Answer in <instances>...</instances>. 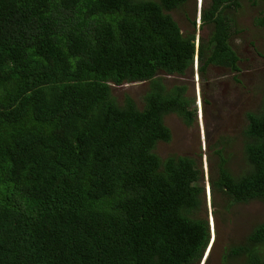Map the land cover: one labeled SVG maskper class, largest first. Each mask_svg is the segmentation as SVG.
Instances as JSON below:
<instances>
[{"label":"trees","instance_id":"obj_1","mask_svg":"<svg viewBox=\"0 0 264 264\" xmlns=\"http://www.w3.org/2000/svg\"><path fill=\"white\" fill-rule=\"evenodd\" d=\"M189 1L0 0V264L201 261L211 237L198 216L203 167L158 151L173 139L167 115L192 124L197 109L188 86L165 76L193 67L196 38L203 77L217 66L242 75L239 22L226 16L242 1L206 0L199 32L185 35L175 12ZM251 19L264 27V10ZM256 74L264 95V68ZM135 82L147 85L141 104L115 95L112 84ZM241 123L210 145L211 187L226 208L264 202V97ZM223 255L264 264V222Z\"/></svg>","mask_w":264,"mask_h":264},{"label":"rangeland","instance_id":"obj_2","mask_svg":"<svg viewBox=\"0 0 264 264\" xmlns=\"http://www.w3.org/2000/svg\"><path fill=\"white\" fill-rule=\"evenodd\" d=\"M239 1H242V6L237 10H229L226 16L234 14L239 22L240 32L234 35L232 46L239 47L243 53L240 61L243 74L237 77L234 73L226 72L220 68L221 66H217L204 77L200 72L199 80L193 67L183 75L165 76L169 87L178 83L188 86V94L195 100L194 106L197 109V116L192 124L184 123L177 113L167 115L166 123L173 131V139L170 142L161 141L158 151L163 155L169 152L193 154L198 157L203 167L204 194L198 216L208 219L211 237L198 264L238 263L234 258L228 263L224 259L221 260L224 247L231 240H237L249 232L253 222H264V202L253 200L246 205L226 208L224 200L218 198L220 193L212 190L210 180L211 172L217 168L218 164L217 154L210 148V145L220 133L235 137L242 133L241 120L245 111L255 109L264 97L261 84L253 82V79H258L256 71L264 68V54H262L264 52V27H255L252 22L250 23L251 17L261 16L264 10V0H259L258 3L250 0ZM204 2L206 3V0H190L187 5H183L175 12L181 25V32L185 35L194 31L199 32ZM200 42V39H195L196 53L193 63L189 66H201ZM207 52L210 54L212 50L207 48ZM112 86L115 89V95L120 99L124 97L125 92L132 91L140 104L143 102L147 87L145 83L140 82L124 86L112 84ZM232 139L236 140L231 148L235 153L230 155L229 165L238 171L241 170L242 159L240 139Z\"/></svg>","mask_w":264,"mask_h":264},{"label":"clouds","instance_id":"obj_3","mask_svg":"<svg viewBox=\"0 0 264 264\" xmlns=\"http://www.w3.org/2000/svg\"><path fill=\"white\" fill-rule=\"evenodd\" d=\"M193 68L195 69L196 77L199 80L200 68H199V66H193Z\"/></svg>","mask_w":264,"mask_h":264},{"label":"flooded vegetation","instance_id":"obj_4","mask_svg":"<svg viewBox=\"0 0 264 264\" xmlns=\"http://www.w3.org/2000/svg\"><path fill=\"white\" fill-rule=\"evenodd\" d=\"M223 256H224V255H223V251H222L221 260H222Z\"/></svg>","mask_w":264,"mask_h":264},{"label":"bare ground","instance_id":"obj_5","mask_svg":"<svg viewBox=\"0 0 264 264\" xmlns=\"http://www.w3.org/2000/svg\"><path fill=\"white\" fill-rule=\"evenodd\" d=\"M213 215V214H212Z\"/></svg>","mask_w":264,"mask_h":264}]
</instances>
